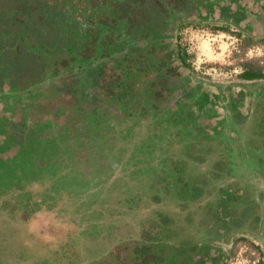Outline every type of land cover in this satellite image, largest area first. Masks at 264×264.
<instances>
[{"label":"rangeland","instance_id":"rangeland-1","mask_svg":"<svg viewBox=\"0 0 264 264\" xmlns=\"http://www.w3.org/2000/svg\"><path fill=\"white\" fill-rule=\"evenodd\" d=\"M250 1L254 2L243 0L241 4ZM216 11L201 8L174 33L175 47H185L191 54L182 74L203 83L200 89L213 86L222 102L230 101L231 87L246 86L254 94L248 120L244 123L245 116L239 111L234 115L225 108L223 114L211 112L200 120L206 133L184 128L188 136L182 137L181 132L176 136L179 124H172L173 132L167 131L156 121L154 111L143 116L136 110L131 120L120 123L126 117L117 108L121 106L97 90L92 92L104 101L87 104L92 113L81 114L79 123L71 110L63 112L59 104L52 107L53 113L41 123L36 137H29L27 129L14 128L12 141L23 143L20 149L12 147L8 135L0 131V264H132L126 246L132 244L135 249L138 240L149 233L146 223L156 208L178 222L190 221L189 211L200 207L196 219L214 222L225 218L220 213L223 202L238 207V201H260L264 215V91L256 93L264 79L241 76L247 67L264 72V23H252L245 30L248 21L240 26L218 17ZM74 99L67 97L66 102ZM111 105L115 110L112 126L100 123L97 117ZM3 108L0 116L10 121L11 114ZM233 122L244 124L236 127ZM63 127L65 132L60 134ZM231 128L238 129L239 139L224 144ZM51 131L55 137L47 139ZM98 138L107 140L105 148ZM192 138L206 145L208 155L192 147L196 142ZM116 143L120 146L114 152ZM174 159L182 169L171 168ZM113 161L118 162L114 167ZM62 172L68 177H59L57 190L41 203L40 193L54 184L52 179L44 182L45 175ZM204 175L216 176L208 194L207 179L191 184L194 197L202 196L198 199L184 196L185 185H176L179 177L194 181ZM221 188L224 195L219 194ZM248 228L212 239L225 258L223 264H264V231ZM112 255L117 259H108Z\"/></svg>","mask_w":264,"mask_h":264},{"label":"flooded vegetation","instance_id":"flooded-vegetation-1","mask_svg":"<svg viewBox=\"0 0 264 264\" xmlns=\"http://www.w3.org/2000/svg\"><path fill=\"white\" fill-rule=\"evenodd\" d=\"M242 1L231 2V0H219L217 3H201L199 7H196L189 12L186 11V13L183 15L184 19H182V22L179 23L180 20H177V22L168 27L165 40L163 42L161 41L159 45L155 46V44L151 42L148 45L149 47H146L147 45L145 43L148 42H144L143 40L141 44L142 46L140 45L141 47L137 51L139 54L136 55L137 52H135L134 55L136 56L134 57L127 55L125 46L121 50L117 47L118 50L116 52L118 54L115 58L113 57L105 60V62L107 63L104 66L103 72L102 70H100L102 74L99 76V79H96L97 75H92L94 73H88L87 71H85L84 68L86 66L84 64L82 67L70 65L68 69L65 66L66 62L68 61L66 60V58H64V56L60 54L57 56L56 54L52 53L47 55L46 51L43 52V56L47 55V57L49 58V60L47 61V64L49 66H43V69L47 74V76H45L44 78L38 77V80L31 78V81L29 79L26 80V82H17L16 80H11L9 78V74L3 72L1 66L0 110L2 105L4 107L3 110L7 113H10L12 117L10 121H6V117L4 115L0 116V131L8 135L7 141L11 143L12 147L16 146L17 149H20V147L22 148L23 143L15 145L14 141H12V135L14 133L13 125L9 126V124L15 122V128L27 129L29 130V137H36L38 129L41 127V123L48 117L49 114L53 113L52 107L58 106L59 104L62 105L61 110L63 112L71 110L73 112L75 122L79 123V117L81 116V114L92 113L86 106L87 104L93 102L98 103L99 101H104L105 99L104 97L100 98L97 94H95L97 98H95L93 102H91L90 100H85V98L79 99V94L82 93L80 89L83 84L89 87L88 92L92 93L90 95H94L92 91L97 90L112 92L113 95L107 94V96L115 102L114 104H119L121 107H116L121 108L122 112L126 115L125 118L123 116V120L121 119L120 123L123 121L126 122L131 120L132 113L136 110L144 116L152 111H154L155 115L159 112L164 113V109L166 108L169 109L170 113L172 114V111H174V109L176 108L177 101L181 98V89L183 86H189L193 88L194 91H192L193 93L189 98V105L191 107V111L195 112L196 114L197 110L200 111V113L197 114L200 120L203 119L204 116L208 117V113L214 112L223 114L225 113V108L226 110L230 108L233 111L232 113L234 115H238L237 111H239L243 116H245V123L248 120L247 115L249 113V109L250 107H252L250 98L253 97L251 95H254L250 90H248V88L246 89V86L243 87L236 85L234 87H231L232 90L231 97L229 99L230 101H228L229 103L222 102L215 95V90H212L214 89L213 86L206 85L205 88L200 89V85L203 86V83H200V81H196L191 78L189 79V76H187L188 74L183 75V71L181 69L183 68V66L187 67V65H183L182 62L177 59V56L170 57L169 51L166 50L169 48V45H171L173 50L176 49L174 44V33L180 28L179 24L182 25L189 18L195 16L196 13L200 12L201 8L207 9L209 13H212V11L216 9L218 17L231 19L235 23H238V25L240 26H242L244 20L248 21L247 25L243 26L245 30H249L250 27L248 25H251L252 23H256L254 25H258L259 22L264 23V0H254V2L250 1L245 6H242ZM226 13H229V17L224 16ZM205 18H207V16H205ZM117 30H120V28H118ZM262 31H264V29ZM129 59L131 60V64L127 65L125 62ZM119 65H121L122 68H119ZM130 65L135 68L133 70V74L140 69H146L147 66L151 68H158L159 66L161 67L160 70L148 73V75L146 76L148 78H151L152 73L158 75L159 71L166 72L169 75H173L168 78V82H171L167 86H165V82H161L162 79H159L157 82H155V84H153V88L148 91L150 92L151 98L158 96L159 102L154 103L151 100L150 102H147L145 100L143 101V103H136L137 106L132 102L130 107L127 106V108H125L123 106L124 102H118L117 99L113 97L119 91V82L127 80L126 76H128V73H125V70L127 68L128 71V67H130ZM56 70H58V72H55ZM174 71L177 74H172V72ZM2 73H5L4 77L2 76ZM182 75L185 77V80L183 79ZM262 79L264 78H244V80ZM133 80L136 81V79ZM133 80H131V82H133ZM144 84L147 83L144 82L143 86ZM141 89L143 91V88ZM139 90L140 88H138V91ZM262 91H264V86L261 87V89H258L256 93H261ZM71 96H75V99L70 100V102H66L67 97ZM142 105H145V107L149 111L143 113L142 108L145 107H143ZM114 113L115 110L111 105V107H109L106 111H103V113L97 117V120L100 123L103 122L107 125L112 126L111 122ZM15 117L20 122H17ZM244 123L241 122L240 124H234L237 127L238 125H242ZM115 127L116 124L114 125V128ZM64 132L65 128L63 127L59 133L63 134ZM177 133L179 134L178 131ZM177 133L176 136H179ZM181 133L182 137H184V132ZM238 133V129L231 128L226 136H222H225L224 144H234L233 142H236L239 139V136H237ZM45 137L47 139H53L55 137V134H52L51 131ZM192 141L196 140L192 139ZM98 142L101 144L102 149L107 146V140L99 141L98 138ZM174 142H176V139H173V143ZM191 144L194 148V143ZM83 145L84 148H88L86 142H84ZM116 145L120 146L119 143H116L113 150L115 149ZM96 156L98 158L101 157L98 153L96 154ZM174 160L175 162L177 161L176 159ZM230 160H232L233 162L235 161L233 159ZM113 162H115L113 164V167L118 164L117 161ZM168 162L169 159L166 157L165 163ZM120 164L121 162H119V165ZM164 165L166 166V164ZM75 169L76 168H71V170ZM216 175H204L206 176V179L209 183V186H206L207 192H205V194H208L210 192V183L215 180L214 177ZM73 176L76 175H71L70 177ZM59 177L66 178L68 177V175L64 174V172H62L61 174L54 173L48 176L45 175L44 182L46 180L51 181L52 179L54 184L52 185V187L46 188L43 192L40 193L39 197L40 199H42L41 203H44L43 198L49 199V197L51 196L50 193H54L57 190V187L59 185L56 184H58L57 181ZM27 183H36V181H29ZM177 184L181 185L180 177L176 182V185ZM174 190L178 197V192L176 191V189ZM222 192L226 193V191L222 190L221 188L219 194L224 195ZM3 194H5V192ZM205 194L203 196H205ZM180 197L185 198L183 195H180ZM200 197L202 196L191 198L198 199ZM226 198L229 197L226 196ZM229 202H223V208L220 210L221 215H224L225 217L224 220H221L219 218L214 222H209L205 219H201L198 221L196 219L197 214H199L198 210H200V207L192 208V210L189 211L188 214H190V221L179 220L178 222L176 219H173L171 215H167L166 213L162 212V210H158V208H156L154 211H157L153 212L150 219L151 221L146 223L148 228L150 229V234L148 233L149 237L148 234L142 236L141 239L138 240V245L135 247V249H132V244L126 246L128 251L130 250L129 259L132 261V264H136V259H138V264H223L225 258L218 249L217 245L212 242L213 238L223 239L229 235H232V233L247 231L249 229L248 225H251L254 230H258L259 232L264 231V215L261 211L262 203L260 201L250 203L255 204V206H251L250 204H248L249 201L243 203H241V201H238L240 202V206L238 207H230ZM187 205L190 206L188 202ZM179 207L180 211L183 212V210H185L184 207L180 206V203ZM247 208L249 209V212H246ZM229 211H233L234 214L230 215ZM188 214L185 215L183 213V216L187 218ZM154 215H157V218L154 217ZM158 216H160L161 218H159ZM229 216L231 219H228ZM172 224H174V226H171ZM136 251H138L137 256L135 255ZM111 257H114V255L108 257V259ZM115 259L117 258L114 257V260ZM47 262H50V260L47 259Z\"/></svg>","mask_w":264,"mask_h":264},{"label":"trees","instance_id":"trees-1","mask_svg":"<svg viewBox=\"0 0 264 264\" xmlns=\"http://www.w3.org/2000/svg\"><path fill=\"white\" fill-rule=\"evenodd\" d=\"M218 1L0 0V67L2 66L3 72L9 74L11 80L17 82H26L29 79L31 81V78L38 80V77L47 76L43 66L48 65L47 55L52 53L57 56L60 54L66 58L68 61L65 65L66 68L69 69L70 65L82 67L84 64L85 71L94 73L92 75H97L96 79H99L107 63L105 60L115 58L118 48L121 50L125 46L127 55L134 57L139 54L137 51L142 46L143 40L148 42L145 43L146 47H149L151 42L155 46L159 45L161 41L163 42L168 27L177 20H180L179 23L182 22L186 11L189 12L199 7L201 3H217ZM238 1L242 0H231V2ZM179 26L182 25L179 24ZM118 28L120 30H117ZM166 50L169 51L170 57L177 56L183 65H189L188 59L191 54L187 48L178 45L173 50L169 45ZM45 51L47 55L43 56ZM135 52H137L136 55H134ZM125 63L129 65L131 60L129 59ZM118 67L122 68L121 65ZM160 68V66L158 68L147 66L146 69H140L133 74L135 68L130 65L128 71L127 68L125 70V73H128L127 80L119 82V91L113 97L118 102H124L125 108L130 107L132 102L136 106V103H143L145 100L159 102V97L151 98L148 91L159 79H162L161 82H165L164 84L167 86L171 82H168V78L173 75L159 71L158 75L152 73L151 78L146 76ZM2 76L4 77L5 73H2ZM241 76L246 79L264 78V72L247 67ZM144 82L147 84L143 86ZM138 88H140L139 91ZM80 90L82 97L79 96V99L85 98V100L93 102L97 98L95 95H90L89 87L85 84L81 86ZM181 90V98L177 101L173 113L171 114L169 109L165 108L164 113L159 112L157 114L160 115H155L156 121L159 125L167 127L169 132H173L172 124H179V129L174 133L184 132L186 137L188 135L184 128L188 131L195 130L206 133L208 130L199 125L200 119L195 112L191 111L189 105L193 88L183 86ZM105 93L113 95L110 91H105ZM146 111H149L146 107L142 108L143 113ZM12 125L14 130L15 122ZM193 146L194 149L201 150L208 155L209 149L204 143L196 141ZM177 162L173 163L172 169H182ZM205 179L206 176H200L194 181L181 179V184L186 188L181 192L184 196L194 197L191 192V184ZM135 255H138V251ZM136 264H138V259H136Z\"/></svg>","mask_w":264,"mask_h":264}]
</instances>
